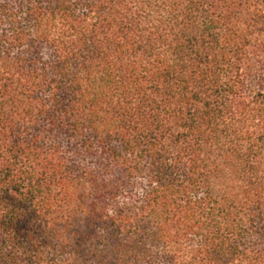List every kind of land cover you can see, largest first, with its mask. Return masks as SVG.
Segmentation results:
<instances>
[{
    "label": "trees",
    "instance_id": "obj_1",
    "mask_svg": "<svg viewBox=\"0 0 264 264\" xmlns=\"http://www.w3.org/2000/svg\"><path fill=\"white\" fill-rule=\"evenodd\" d=\"M0 264H264V0H0Z\"/></svg>",
    "mask_w": 264,
    "mask_h": 264
}]
</instances>
